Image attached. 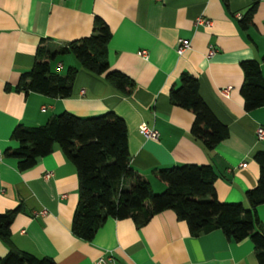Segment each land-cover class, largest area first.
<instances>
[{"label": "crops", "instance_id": "1", "mask_svg": "<svg viewBox=\"0 0 264 264\" xmlns=\"http://www.w3.org/2000/svg\"><path fill=\"white\" fill-rule=\"evenodd\" d=\"M250 2L0 0V212L19 209L9 227L16 249L50 257L56 264H93L105 253L117 264H257L248 238L233 241L219 229L191 235L170 209L153 214L139 227L129 218L108 217L91 240H81L70 232L76 171L60 147L53 143L48 154L23 170L17 169L13 157L2 154L17 146L10 138L17 124L37 126L62 111L85 117L110 110L124 122L130 166L146 177L153 191L164 188L154 169L207 164L215 175L216 198L246 206L244 193L258 175L252 155L264 150V137L255 136L256 127H264V104L244 111L239 93V62L259 61L264 55V0H256L244 29L238 25ZM94 16L110 30L108 68L133 81L128 93L116 91L102 74L80 68L69 53L51 62V69L60 74L67 67L77 69L68 97L15 89L19 74L32 65L41 38L58 46L86 36ZM197 17L210 25H195ZM179 38L189 42L180 55L175 52ZM141 49L145 57L136 54ZM182 72L197 79L200 99L227 129L211 149L190 135L192 113L168 100ZM261 72L264 81V65ZM141 123L154 128L157 137H143L138 132ZM256 214L264 227V203L256 206ZM6 251L0 240V257Z\"/></svg>", "mask_w": 264, "mask_h": 264}, {"label": "trees", "instance_id": "2", "mask_svg": "<svg viewBox=\"0 0 264 264\" xmlns=\"http://www.w3.org/2000/svg\"><path fill=\"white\" fill-rule=\"evenodd\" d=\"M255 6L256 0H251L238 19L240 28L249 24ZM109 38L108 26L97 16L93 17L90 33L86 36L58 46H49L47 39L41 38L35 47L32 65L19 74L15 89L52 98L68 97L77 69L67 67L60 74L51 69V62L69 53L80 68L92 75L102 74L103 80L116 91L128 93L133 81L120 71L108 68L106 46ZM261 65H264V55L259 61L239 62L242 72L239 93L244 111L264 104ZM197 88V79L182 72L179 84L169 89L168 100L192 113L190 135L206 149H211L227 135V129L202 102ZM10 138L17 146L4 149L2 154L13 157L18 170L32 166L37 158L48 154L53 143L72 162L77 178V200L70 219V232L81 240H91L108 217L129 218L139 227L153 214L170 209L176 219L185 222L191 235L219 229L233 241L248 238L257 264H264V227L256 214V206L264 203V150L252 155L258 175L256 184L244 193V206L240 202H223L216 198L215 175L207 164L154 169L153 175L164 183V188L153 192L146 177L130 166L124 122L110 110L85 117L62 111L37 126L15 125ZM18 210L16 207L0 212V240L7 246L0 264H56L50 257L35 256L12 245L9 227Z\"/></svg>", "mask_w": 264, "mask_h": 264}, {"label": "built area", "instance_id": "3", "mask_svg": "<svg viewBox=\"0 0 264 264\" xmlns=\"http://www.w3.org/2000/svg\"><path fill=\"white\" fill-rule=\"evenodd\" d=\"M159 1V0H156ZM195 25H202V26H209L210 21L206 20L202 17H197L194 20ZM187 49H189V42L186 39L179 38L176 41V47H175V52L180 55L183 52H185ZM137 55L141 57H145L146 51L141 49L136 52ZM138 132L145 138H156L157 137V131L152 128L148 127L145 124L141 123L138 126ZM255 136L257 139H261L264 137V127L258 126L255 129ZM239 166H244V162L239 163ZM49 173H45L44 177H48ZM43 213V211H41ZM93 264H117L115 260L112 258L110 253H105L100 256H98Z\"/></svg>", "mask_w": 264, "mask_h": 264}, {"label": "rangeland", "instance_id": "4", "mask_svg": "<svg viewBox=\"0 0 264 264\" xmlns=\"http://www.w3.org/2000/svg\"><path fill=\"white\" fill-rule=\"evenodd\" d=\"M153 192H160V191H153Z\"/></svg>", "mask_w": 264, "mask_h": 264}]
</instances>
